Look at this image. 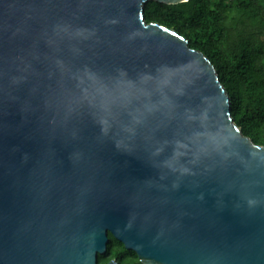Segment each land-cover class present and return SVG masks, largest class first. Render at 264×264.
Instances as JSON below:
<instances>
[{"label":"water","instance_id":"1","mask_svg":"<svg viewBox=\"0 0 264 264\" xmlns=\"http://www.w3.org/2000/svg\"><path fill=\"white\" fill-rule=\"evenodd\" d=\"M148 1L0 0V264H264V144Z\"/></svg>","mask_w":264,"mask_h":264},{"label":"trees","instance_id":"2","mask_svg":"<svg viewBox=\"0 0 264 264\" xmlns=\"http://www.w3.org/2000/svg\"><path fill=\"white\" fill-rule=\"evenodd\" d=\"M148 21L175 28L202 49L221 73L234 117L245 134L264 144V0H149ZM145 264L136 249L110 231L100 263Z\"/></svg>","mask_w":264,"mask_h":264},{"label":"rangeland","instance_id":"3","mask_svg":"<svg viewBox=\"0 0 264 264\" xmlns=\"http://www.w3.org/2000/svg\"><path fill=\"white\" fill-rule=\"evenodd\" d=\"M231 100V99H230Z\"/></svg>","mask_w":264,"mask_h":264}]
</instances>
